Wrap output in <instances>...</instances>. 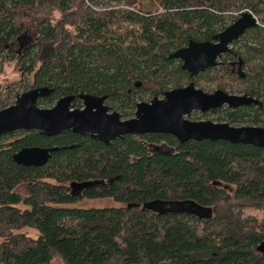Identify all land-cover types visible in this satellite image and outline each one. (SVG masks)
Segmentation results:
<instances>
[{
  "label": "trees",
  "instance_id": "1",
  "mask_svg": "<svg viewBox=\"0 0 264 264\" xmlns=\"http://www.w3.org/2000/svg\"><path fill=\"white\" fill-rule=\"evenodd\" d=\"M152 1L156 12L139 8L138 0H0V64L15 62L31 89L51 90L38 98L41 108L84 93L106 96V105L127 118L139 103L137 83L143 98L192 82L210 93L228 87V94L258 99L259 105L211 112L232 126L264 127V0ZM243 12L259 17V25L217 67L190 79L170 58L191 41L213 42ZM29 21L36 22L35 43L17 52L15 41ZM45 45L50 49L41 62ZM233 63L245 68L243 78ZM5 107L0 101V110ZM32 146L60 149L43 167L13 162V154ZM22 183L24 198L13 192ZM80 198L124 206L68 207ZM20 202L26 209L15 207ZM23 227L40 237L13 233ZM262 241L264 148L180 143L163 134L109 144L71 131L0 137V264H264L256 250Z\"/></svg>",
  "mask_w": 264,
  "mask_h": 264
},
{
  "label": "water",
  "instance_id": "2",
  "mask_svg": "<svg viewBox=\"0 0 264 264\" xmlns=\"http://www.w3.org/2000/svg\"><path fill=\"white\" fill-rule=\"evenodd\" d=\"M259 25L258 19L250 12H243L232 24L213 37V42L191 41L175 51L170 58L181 62L183 71L190 79L205 70L217 67L219 59L231 53V45L246 31ZM44 59L41 58V62ZM239 66L238 72L240 73ZM243 78V75H241ZM140 83L136 84L139 88ZM51 93L47 87L30 89L22 93L9 107L0 110V137L19 131H38L46 137H54L71 131L78 135H90L103 142H110L124 136L163 134L174 137L180 143L188 141H225L237 145L264 148V127L232 126L228 123L191 121L187 117L194 111L202 114L223 107L236 109L259 105L258 99L228 94L222 90L206 93L191 82L187 86L165 92L161 99L149 103L139 102L134 117L121 119V115L104 105L106 96L96 97L81 93L77 96L83 108L74 109V96L57 100L51 108L37 105L38 98ZM59 147H25L13 154V162L24 167H43L51 153ZM256 250L264 253V241Z\"/></svg>",
  "mask_w": 264,
  "mask_h": 264
},
{
  "label": "rangeland",
  "instance_id": "3",
  "mask_svg": "<svg viewBox=\"0 0 264 264\" xmlns=\"http://www.w3.org/2000/svg\"><path fill=\"white\" fill-rule=\"evenodd\" d=\"M138 7L142 8L146 11L149 12H156L158 11L157 5L152 1V0H138ZM259 22V17L256 16ZM36 27V22H26L24 24V31L20 34L19 40L15 41V50L19 52H23L24 50H30L32 48V44L35 43V28ZM21 37H24L26 41L29 40V43L21 45ZM250 40V39H249ZM247 40V42L249 41ZM245 41H242L241 43L238 42L237 45L232 44L231 48L235 49L237 47H240L242 43ZM251 46L257 45V43H250ZM50 47L48 45H45L42 47V50L39 55V59L45 58L47 52L49 51ZM228 62H235L234 60H231L229 58H225ZM224 60V59H223ZM222 60V61H223ZM234 65L237 66L236 63ZM241 71H245V68L242 67ZM210 75H214L212 72ZM214 90L218 89L215 86V83L212 84ZM152 85H147L145 86L146 89H152ZM199 88V87H197ZM31 89V80L28 79L26 76L23 75L18 70L17 65L15 62H7L4 63L3 65L0 64V101H3V105L6 107H9L13 105L16 101V99L24 92L28 91ZM135 90V89H134ZM142 86L140 88L136 89L133 91V94L135 98V102H145L149 103L151 100L154 98L161 99L162 95H149L148 93L144 95L143 98H140V96L143 94L142 93ZM206 92H209L208 90H204ZM226 93H231V91L228 89L225 90ZM135 92V93H134ZM210 93V92H209ZM236 94V93H235ZM238 95V94H236ZM108 106V105H107ZM5 107V108H6ZM77 109V108H76ZM120 113V112H119ZM135 113V110L133 111ZM121 114V113H120ZM123 117V116H122ZM134 117V114L132 116H128L127 118L123 119H130ZM219 115L218 114H213L211 111L205 114H202L200 112L194 111L192 112L187 118L191 121H210L214 123H223V121L218 120ZM233 126H239L238 124H234ZM242 126H249L248 124L242 125ZM20 135H16V137H19ZM157 148H162L163 150H166V147H163L162 144L156 145ZM222 187H227L226 185L222 184ZM27 189L28 185L25 183H22L18 186H16L13 190L14 193H17L21 196V198H24L27 195ZM58 206V205H57ZM124 204L119 203L114 201L111 198H95V199H89V198H80L78 199L74 204L68 205V207H76V208H112V207H122ZM15 207L23 210L26 209V206L24 205L23 202H20L19 204L15 205ZM150 209H154L153 205L148 206ZM14 234H22L25 235L31 239H37L40 237V232L32 227H23L17 230L13 231Z\"/></svg>",
  "mask_w": 264,
  "mask_h": 264
},
{
  "label": "flooded vegetation",
  "instance_id": "4",
  "mask_svg": "<svg viewBox=\"0 0 264 264\" xmlns=\"http://www.w3.org/2000/svg\"><path fill=\"white\" fill-rule=\"evenodd\" d=\"M27 43H29V40L28 41H26V43L25 44H27ZM18 52V51H17ZM223 57V56H222ZM221 59V58H220ZM220 59H219V62H220ZM238 66H236V65H234V63L232 64V71L233 72H235V73H239L238 72ZM242 68V67H241ZM240 73H242V75H244V71L242 72V71H240ZM79 101V104H80V106L79 105H77L78 103L76 102V101ZM106 100H107V98L105 99V101H104V105L106 106V107H108L109 108V110H108V113H111V112H113V110H111V107L110 106H107L106 105ZM76 103V104H75ZM73 104H75L76 105V107H73ZM72 108H74V109H78V108H83V104H82V102L79 100V99H75L74 101H73V103H72ZM121 119L122 120H125V119H123V117L121 116Z\"/></svg>",
  "mask_w": 264,
  "mask_h": 264
}]
</instances>
